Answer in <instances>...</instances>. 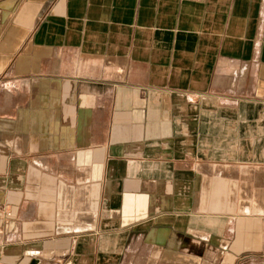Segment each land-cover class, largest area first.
Segmentation results:
<instances>
[{
  "label": "crops",
  "instance_id": "crops-1",
  "mask_svg": "<svg viewBox=\"0 0 264 264\" xmlns=\"http://www.w3.org/2000/svg\"><path fill=\"white\" fill-rule=\"evenodd\" d=\"M0 264H264V0H0Z\"/></svg>",
  "mask_w": 264,
  "mask_h": 264
}]
</instances>
